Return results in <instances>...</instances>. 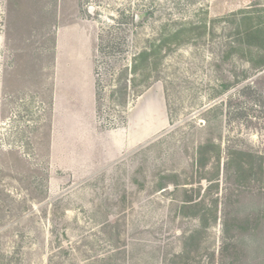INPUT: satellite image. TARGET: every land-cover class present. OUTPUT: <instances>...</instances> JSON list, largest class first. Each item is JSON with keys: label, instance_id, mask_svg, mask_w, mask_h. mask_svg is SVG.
I'll return each mask as SVG.
<instances>
[{"label": "rangeland", "instance_id": "1", "mask_svg": "<svg viewBox=\"0 0 264 264\" xmlns=\"http://www.w3.org/2000/svg\"><path fill=\"white\" fill-rule=\"evenodd\" d=\"M0 264H264V0H0Z\"/></svg>", "mask_w": 264, "mask_h": 264}, {"label": "crops", "instance_id": "2", "mask_svg": "<svg viewBox=\"0 0 264 264\" xmlns=\"http://www.w3.org/2000/svg\"><path fill=\"white\" fill-rule=\"evenodd\" d=\"M82 39H84V38H82ZM62 41V40H61ZM58 45H59V41H58ZM84 52H85V49L83 48L81 51H80V57L81 58H79L80 59V61L83 63L84 62ZM79 66L81 65V63L79 62V64H78ZM85 65H87V64H85ZM76 69V68H75ZM82 69V67L81 68H79V70L78 71H80ZM82 71V70H81ZM88 71H89V68L87 67V66H85V90H86V94H85V114H88V107H90L89 106V103H90V101H91V99H90V94L88 93V86L90 85V82H89V78H88V75H89V73H88ZM82 85H84V84H82ZM146 94V93H145ZM144 94V95H145ZM144 95L143 96H141V97H139L138 99H137V105L136 106H138L139 104H140V102H141V100H142V98L144 97ZM73 96H75L74 94H73ZM74 100H76L75 98H74ZM74 100H68L69 102H71L70 104L72 105V109H73V111H75L76 109H77V106H74V104L72 103ZM79 101V100H78ZM74 114H78V112H74Z\"/></svg>", "mask_w": 264, "mask_h": 264}, {"label": "trees", "instance_id": "3", "mask_svg": "<svg viewBox=\"0 0 264 264\" xmlns=\"http://www.w3.org/2000/svg\"><path fill=\"white\" fill-rule=\"evenodd\" d=\"M257 32L259 31L260 32V28H258V30H256Z\"/></svg>", "mask_w": 264, "mask_h": 264}]
</instances>
